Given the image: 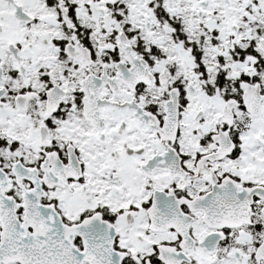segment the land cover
I'll list each match as a JSON object with an SVG mask.
<instances>
[{
  "label": "snow or ice",
  "instance_id": "snow-or-ice-1",
  "mask_svg": "<svg viewBox=\"0 0 264 264\" xmlns=\"http://www.w3.org/2000/svg\"><path fill=\"white\" fill-rule=\"evenodd\" d=\"M0 264H264V0H0Z\"/></svg>",
  "mask_w": 264,
  "mask_h": 264
}]
</instances>
